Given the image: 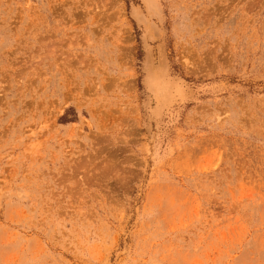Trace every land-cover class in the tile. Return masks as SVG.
Here are the masks:
<instances>
[{"label": "rangeland", "instance_id": "obj_1", "mask_svg": "<svg viewBox=\"0 0 264 264\" xmlns=\"http://www.w3.org/2000/svg\"><path fill=\"white\" fill-rule=\"evenodd\" d=\"M0 264H264V0H0Z\"/></svg>", "mask_w": 264, "mask_h": 264}]
</instances>
